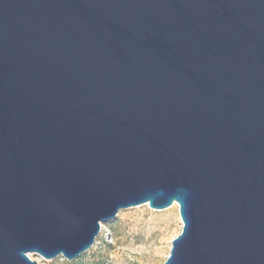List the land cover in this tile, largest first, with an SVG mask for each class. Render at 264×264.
I'll list each match as a JSON object with an SVG mask.
<instances>
[{"label":"water","instance_id":"water-1","mask_svg":"<svg viewBox=\"0 0 264 264\" xmlns=\"http://www.w3.org/2000/svg\"><path fill=\"white\" fill-rule=\"evenodd\" d=\"M174 204L165 264H264V0H0V264Z\"/></svg>","mask_w":264,"mask_h":264},{"label":"rangeland","instance_id":"rangeland-1","mask_svg":"<svg viewBox=\"0 0 264 264\" xmlns=\"http://www.w3.org/2000/svg\"><path fill=\"white\" fill-rule=\"evenodd\" d=\"M182 229L177 204L164 210L141 205L103 223L94 246L73 261L63 256L46 260L37 254L30 258L39 264H165Z\"/></svg>","mask_w":264,"mask_h":264},{"label":"bare ground","instance_id":"bare-ground-1","mask_svg":"<svg viewBox=\"0 0 264 264\" xmlns=\"http://www.w3.org/2000/svg\"><path fill=\"white\" fill-rule=\"evenodd\" d=\"M175 205V204H174ZM178 205V204H177Z\"/></svg>","mask_w":264,"mask_h":264}]
</instances>
